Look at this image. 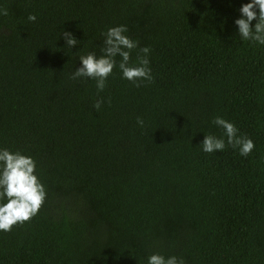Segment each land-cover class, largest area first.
<instances>
[{"label":"trees","instance_id":"trees-1","mask_svg":"<svg viewBox=\"0 0 264 264\" xmlns=\"http://www.w3.org/2000/svg\"><path fill=\"white\" fill-rule=\"evenodd\" d=\"M250 2L0 0V149L33 157L47 189L30 223L0 230V264H264V45L235 24ZM121 25L153 81L123 78L120 56L103 92L70 79ZM206 135L225 149L204 152Z\"/></svg>","mask_w":264,"mask_h":264},{"label":"clouds","instance_id":"clouds-1","mask_svg":"<svg viewBox=\"0 0 264 264\" xmlns=\"http://www.w3.org/2000/svg\"><path fill=\"white\" fill-rule=\"evenodd\" d=\"M258 9V11H257ZM242 18L235 20L238 25L239 36L243 40L252 41L264 45V0H251L240 8ZM8 10L0 7V15L7 16ZM37 17L34 14L28 16L30 22H35ZM256 20L254 28L252 22ZM127 26L121 25L112 27L106 33L101 48V55L95 52L79 57L82 67L77 69L70 79L91 78L96 80L98 93L106 88L107 79L114 72L117 66L115 57L122 59L119 69L123 78L131 81L140 87L138 81H153L151 69L148 67L149 47L140 48L143 55H138V65H130L131 50L138 47V42L125 35ZM63 38L66 46H77L78 40L71 32L64 31ZM127 49V50H125ZM104 103L103 98L94 103V108L99 110ZM110 103V100H109ZM137 123L143 126L142 118L137 119ZM213 124L221 127L225 131L227 144L233 148H239L240 155L247 157L255 148L252 139L246 136H238V128L224 118L217 116L212 121ZM225 140L214 135H206L201 145L206 153L223 151ZM36 161L33 157L8 149H0V230L10 232L14 226H22L39 213L43 204L47 201V189L36 173ZM7 201L4 203L3 201ZM148 264H185L182 258L172 256L165 258L161 254H153L148 258Z\"/></svg>","mask_w":264,"mask_h":264}]
</instances>
